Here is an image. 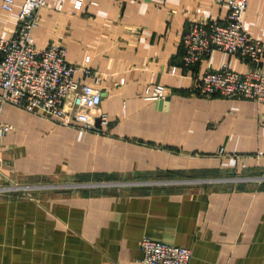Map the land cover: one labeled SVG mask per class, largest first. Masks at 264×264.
Masks as SVG:
<instances>
[{"label": "crops", "instance_id": "0c3cea01", "mask_svg": "<svg viewBox=\"0 0 264 264\" xmlns=\"http://www.w3.org/2000/svg\"><path fill=\"white\" fill-rule=\"evenodd\" d=\"M1 1L9 38L24 0L11 12ZM73 3L48 0L32 37L37 49L64 46L70 64L89 59L97 80L75 77L99 91L90 117L100 127L0 103L10 126L0 138V264H141L144 236L188 248V264H264V103L195 88L224 63L264 72V53L258 65L219 50L182 62L188 25L223 23L227 0ZM242 27L264 42V0H247ZM155 86L164 96L147 99ZM25 179L58 185L30 190Z\"/></svg>", "mask_w": 264, "mask_h": 264}, {"label": "built area", "instance_id": "2783aa9c", "mask_svg": "<svg viewBox=\"0 0 264 264\" xmlns=\"http://www.w3.org/2000/svg\"><path fill=\"white\" fill-rule=\"evenodd\" d=\"M47 1L24 0L12 36H0V103L40 113L63 126L78 124L81 129L92 130L91 112L99 106L101 96L90 82H81L75 77L81 72L83 77L97 80V73L87 66L89 59L81 65L70 64L65 59L64 46L51 44L45 49L34 46L32 29L37 26L39 10L47 6ZM63 1L59 0L60 5ZM82 1L74 0L73 8L79 9ZM246 5L247 0H227L228 12L223 23L208 21L188 25L181 36L183 65H195L212 50L237 55L258 65L264 42L253 38L242 27ZM13 6L14 0L1 1V9L6 12H11ZM195 88L202 96L217 94L264 103V72L256 69L240 74L224 63L218 70L197 78ZM163 96V87H146L147 99ZM9 131V124L0 120V138ZM139 247L143 254L141 264H188L191 257L188 248L148 236L142 237Z\"/></svg>", "mask_w": 264, "mask_h": 264}, {"label": "rangeland", "instance_id": "374dc122", "mask_svg": "<svg viewBox=\"0 0 264 264\" xmlns=\"http://www.w3.org/2000/svg\"><path fill=\"white\" fill-rule=\"evenodd\" d=\"M179 181H183V180H179ZM160 182H171V181L161 180ZM174 182L177 183V181H174ZM18 183L20 184V186L26 187L30 190H41L44 187H50V186L58 185L57 183H55L54 181H52L50 179H37V180L25 179V180L18 181ZM180 183H182V182H180ZM159 184H165V183H159ZM168 185H172V184H165V185H159V186H168Z\"/></svg>", "mask_w": 264, "mask_h": 264}, {"label": "water", "instance_id": "95a60500", "mask_svg": "<svg viewBox=\"0 0 264 264\" xmlns=\"http://www.w3.org/2000/svg\"><path fill=\"white\" fill-rule=\"evenodd\" d=\"M94 127L95 128H99L100 127V121H99V119L96 120V121H94Z\"/></svg>", "mask_w": 264, "mask_h": 264}]
</instances>
